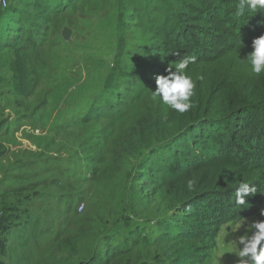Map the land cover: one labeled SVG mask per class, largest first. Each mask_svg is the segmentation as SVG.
I'll return each mask as SVG.
<instances>
[{
  "label": "rangeland",
  "instance_id": "1",
  "mask_svg": "<svg viewBox=\"0 0 264 264\" xmlns=\"http://www.w3.org/2000/svg\"><path fill=\"white\" fill-rule=\"evenodd\" d=\"M14 1L29 12L24 9L28 0ZM52 1L60 7L41 23L36 44L28 30L20 44V39L13 42L20 61L30 60V83L22 86L26 92L13 106L15 89L3 78L11 77L4 61L10 58H0V205L10 206L0 264H77L89 255L91 237L103 235L106 223L121 227L120 236L103 240L110 249L135 241L138 262L168 264L160 258L161 249L172 246L160 236L165 196L149 199L152 191L137 178L136 155L119 163L114 146L137 112L133 103L118 102L136 96L147 78L143 74L151 75L158 64L151 50L157 40L150 16L142 0ZM7 7L0 6V12ZM63 28L71 31V41L60 37ZM23 70L19 63L17 73ZM138 78L142 84L134 87ZM16 188L24 191L12 193ZM125 207L122 218L114 217ZM260 219L261 212L222 226L213 253L202 264H237L236 239L246 232L244 225Z\"/></svg>",
  "mask_w": 264,
  "mask_h": 264
},
{
  "label": "trees",
  "instance_id": "2",
  "mask_svg": "<svg viewBox=\"0 0 264 264\" xmlns=\"http://www.w3.org/2000/svg\"><path fill=\"white\" fill-rule=\"evenodd\" d=\"M28 1L24 9L29 12L18 8L14 0L0 12L5 14L0 19V58L9 55L10 60L4 61L11 76L7 79L3 74V78L16 96L11 106L26 92L22 86L30 83V60L20 61L21 51L14 49L13 42L20 39V44L28 30L34 32L36 44L42 35L41 23L60 7L52 0ZM142 4L157 40L151 50L158 64L151 75L143 74L147 78L136 96L118 102L133 103L137 112L115 141L116 158L127 163L128 155H136L137 178L152 191L149 199L165 196L167 215L160 236L172 246H164L160 258L168 264H202L213 253L222 226L257 216L264 206V73L256 76L243 60L252 51V41L264 35V9L255 13L246 9L243 16H237L239 0H142ZM111 6L117 9L114 2ZM156 17L161 20L153 23ZM185 55L197 58L188 70L196 88L192 108L179 113L161 104L159 98L153 100L151 91L155 90V77L166 75L165 69ZM19 63L24 67L22 75L16 71ZM134 83V87L142 84L140 78ZM3 152L4 148L0 160ZM189 180L194 182L191 190L186 187ZM241 182L255 184L258 190L243 206L234 201ZM23 191L16 188L12 193ZM126 208L114 217L122 218ZM7 209L10 212V206L2 202L0 256L9 232L4 223ZM101 227L103 235H92L91 252L77 264H115V259L120 264H149L138 262L135 241L111 249L103 242L108 235L120 236L118 224ZM101 241L104 247L99 251Z\"/></svg>",
  "mask_w": 264,
  "mask_h": 264
},
{
  "label": "clouds",
  "instance_id": "3",
  "mask_svg": "<svg viewBox=\"0 0 264 264\" xmlns=\"http://www.w3.org/2000/svg\"><path fill=\"white\" fill-rule=\"evenodd\" d=\"M8 0H0V6L7 7ZM257 12L264 9V0H239L237 16H243L245 10ZM252 51L247 54L246 60L251 66V72L256 76L264 73V35L252 41ZM178 56L179 53H173ZM239 59V58H238ZM193 55H185L174 65L165 69L166 75L155 77V90L151 91L153 100L159 98V102L179 113L188 112L192 108L191 98L194 95L196 81L189 74V66L196 63ZM203 79V77H200ZM194 182H187V189L191 190ZM255 184L241 182L235 189V204L245 205L246 198L257 193ZM264 216V210L261 211ZM246 232L235 241L237 249V264H264V219L253 220L244 225ZM250 233V234H249Z\"/></svg>",
  "mask_w": 264,
  "mask_h": 264
},
{
  "label": "water",
  "instance_id": "4",
  "mask_svg": "<svg viewBox=\"0 0 264 264\" xmlns=\"http://www.w3.org/2000/svg\"><path fill=\"white\" fill-rule=\"evenodd\" d=\"M60 37L62 38L63 41L69 42L71 41V31L68 28H63L60 31Z\"/></svg>",
  "mask_w": 264,
  "mask_h": 264
},
{
  "label": "built area",
  "instance_id": "5",
  "mask_svg": "<svg viewBox=\"0 0 264 264\" xmlns=\"http://www.w3.org/2000/svg\"><path fill=\"white\" fill-rule=\"evenodd\" d=\"M77 210H78V213H81V211L83 210V206L82 205L79 206Z\"/></svg>",
  "mask_w": 264,
  "mask_h": 264
}]
</instances>
